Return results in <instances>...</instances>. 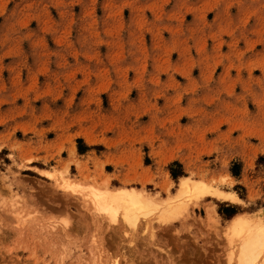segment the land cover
Listing matches in <instances>:
<instances>
[{
  "label": "rangeland",
  "instance_id": "obj_1",
  "mask_svg": "<svg viewBox=\"0 0 264 264\" xmlns=\"http://www.w3.org/2000/svg\"><path fill=\"white\" fill-rule=\"evenodd\" d=\"M103 184L185 207L109 217ZM262 209L264 0H0V264H238Z\"/></svg>",
  "mask_w": 264,
  "mask_h": 264
},
{
  "label": "bare ground",
  "instance_id": "obj_2",
  "mask_svg": "<svg viewBox=\"0 0 264 264\" xmlns=\"http://www.w3.org/2000/svg\"><path fill=\"white\" fill-rule=\"evenodd\" d=\"M40 172L43 174L46 171L40 169ZM199 180L197 182H193V180L188 176L182 177L179 192H177L181 194L192 192L195 196L199 197L212 195L223 199H227V197L228 199H237L235 194L232 192L227 194L225 193L226 191L223 192L219 188L211 189V186H207V184L203 185L204 182ZM78 185V183H74L68 178L64 181L65 187L75 189L74 187ZM103 185L104 187L90 185L86 188L84 194L90 198L91 202L94 204L93 206L96 208V211L108 216H112L117 211L122 209L124 219L127 222H133L141 213L146 215L153 210L156 211V209L159 210L162 218L168 221V219L170 220V218L174 216H172L173 212L177 213L176 209L181 206V208H183L184 206L181 201L172 200L171 198L169 201H166L168 199L160 201L156 198V196L141 191L140 189H136L135 187H120L111 189L108 187L109 185ZM181 208H179V210ZM209 216H211L210 213ZM229 228L230 229L228 230H231L229 232L239 234L241 237L239 238L241 243H239L240 249L238 248V264H264V209L256 214H252L251 217L244 214L234 216L231 219ZM115 264L119 263L115 262Z\"/></svg>",
  "mask_w": 264,
  "mask_h": 264
}]
</instances>
